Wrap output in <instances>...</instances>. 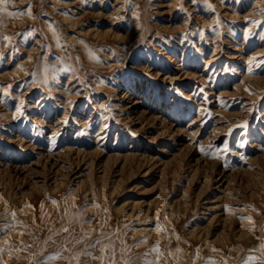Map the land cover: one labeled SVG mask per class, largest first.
Instances as JSON below:
<instances>
[{
    "label": "rangeland",
    "instance_id": "rangeland-1",
    "mask_svg": "<svg viewBox=\"0 0 264 264\" xmlns=\"http://www.w3.org/2000/svg\"><path fill=\"white\" fill-rule=\"evenodd\" d=\"M16 262L264 264V0H0Z\"/></svg>",
    "mask_w": 264,
    "mask_h": 264
},
{
    "label": "bare ground",
    "instance_id": "bare-ground-1",
    "mask_svg": "<svg viewBox=\"0 0 264 264\" xmlns=\"http://www.w3.org/2000/svg\"><path fill=\"white\" fill-rule=\"evenodd\" d=\"M31 55V54H30ZM27 59H29L28 57H26L25 59H23V60H21L19 63H25L26 61H27ZM33 61V60H32ZM31 62V61H30ZM30 65V64H29ZM30 66H32V65H30ZM19 69H21V66H16L15 68H14V70H13V72L14 73H16ZM12 72V73H13ZM26 73V72H25ZM244 80V79H243ZM243 86V85H242ZM9 114V113H8ZM2 115V114H1ZM13 115V114H12ZM12 118V117H11ZM50 135V134H49ZM101 137V136H100ZM103 137V136H102ZM129 158V156H124V159L126 160V159H128ZM90 168L92 169V165H90ZM103 172H102V174H103V176H104V174L106 173V171L105 170H102ZM107 174V173H106ZM56 178V177H55ZM122 178V177H121ZM102 179V178H101ZM174 180V179H173ZM60 181V180H59ZM123 181V180H122ZM54 182H55V179H54ZM115 183V182H114ZM55 185V184H54ZM120 185V184H119ZM118 184H116L115 186H114V190L115 189H117V187L119 186ZM118 188H120V187H118ZM113 190V191H114ZM102 194V193H101ZM115 195V194H114ZM137 203V202H136ZM124 204V203H123ZM133 208V207H132ZM123 209V206H121V207H119L118 208V210L119 211H121ZM134 209V208H133ZM133 211V210H132ZM132 217V216H131ZM225 218V217H224ZM230 218V217H229ZM5 219V218H4ZM227 219V218H226ZM127 220V219H126ZM212 220V219H211ZM229 221V220H228ZM225 223V222H224ZM129 225V224H128ZM207 229V228H206ZM208 230V229H207ZM193 232L194 231H196V230H192ZM9 232V231H8ZM16 233V232H15ZM200 234H201V232H199ZM7 234V233H6ZM230 234V233H229ZM223 236V235H222ZM23 237V236H22ZM200 238V237H199ZM226 243V242H225ZM8 258V257H7ZM4 262V261H3ZM3 262H1V263H3ZM6 264V263H5ZM16 264H17V262H16Z\"/></svg>",
    "mask_w": 264,
    "mask_h": 264
}]
</instances>
